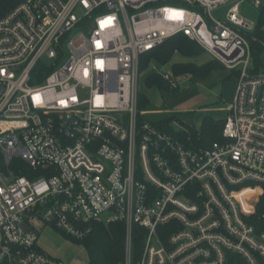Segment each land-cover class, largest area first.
I'll return each mask as SVG.
<instances>
[{
    "label": "built area",
    "instance_id": "1",
    "mask_svg": "<svg viewBox=\"0 0 264 264\" xmlns=\"http://www.w3.org/2000/svg\"><path fill=\"white\" fill-rule=\"evenodd\" d=\"M244 1L22 0L0 18V264H63L42 229L116 223L123 264H264V71ZM177 34L237 80L206 148L137 110L140 57Z\"/></svg>",
    "mask_w": 264,
    "mask_h": 264
},
{
    "label": "trees",
    "instance_id": "2",
    "mask_svg": "<svg viewBox=\"0 0 264 264\" xmlns=\"http://www.w3.org/2000/svg\"><path fill=\"white\" fill-rule=\"evenodd\" d=\"M22 0H0V18L3 17L8 11L15 7ZM256 39L251 41V48H253L254 63L256 71H264V10L261 11L257 19V27L254 32ZM175 52L186 58H195L203 54L204 51L190 41L185 35L177 34L162 45L146 52L140 57L139 70L145 69L151 60L156 61L160 65H165L171 61ZM218 65L216 62H213ZM215 65L207 63L201 67L194 64H174L172 66L173 77L192 76L197 79L206 78L213 70ZM145 85L148 88H157L160 90L172 91L169 85L162 79V77H147ZM137 110L142 112L150 107L148 99L142 95H136ZM153 124L158 125L160 129L167 132H172V124L178 122L183 123L174 116H162L157 120L151 121ZM224 121H215L210 117H206L199 130L192 129L185 125L186 131L178 135L179 139L189 148H206L211 146L212 143L221 140V134L224 127ZM184 126V125H183ZM189 139V140H188ZM261 203L258 207L257 214L264 213V195L261 198ZM256 222V221H255ZM89 234L83 239L74 242L78 245H83L86 250L88 262L86 264H123L125 258V227L120 223L103 225L91 224ZM257 230H264V220L257 223ZM137 229L133 228V234ZM134 260L139 256L140 240L134 236Z\"/></svg>",
    "mask_w": 264,
    "mask_h": 264
},
{
    "label": "rangeland",
    "instance_id": "3",
    "mask_svg": "<svg viewBox=\"0 0 264 264\" xmlns=\"http://www.w3.org/2000/svg\"><path fill=\"white\" fill-rule=\"evenodd\" d=\"M227 7L223 6L212 11L211 16L223 20ZM260 11L261 7H256L252 0H245L241 5L242 16L251 21L258 19ZM175 54L179 53L175 52ZM203 59L207 60L208 58L204 56ZM171 61L165 65H160L151 60L145 69L139 70L138 91L145 93L151 103L150 108L141 112V119L151 122L161 117L160 114H153L152 110L170 111L176 114L184 126L197 129L201 119L208 114L216 118H224L227 115L225 108L233 100L237 80L233 77L224 79L228 72L226 70L221 71L223 69L215 65L212 60L209 63L215 65V71H212L201 81L195 82L192 76L174 78L179 86L176 91L166 90L163 92L157 88L149 89L144 85L145 74L147 75L146 78L149 76L159 77L160 73L167 69V73L173 77L172 66L174 64L171 66ZM216 69L218 70L216 71ZM215 121L221 122V119ZM37 244L50 257L61 261L63 264H86L88 262L83 245L76 244L71 237L54 228L42 229L39 232Z\"/></svg>",
    "mask_w": 264,
    "mask_h": 264
},
{
    "label": "crops",
    "instance_id": "4",
    "mask_svg": "<svg viewBox=\"0 0 264 264\" xmlns=\"http://www.w3.org/2000/svg\"><path fill=\"white\" fill-rule=\"evenodd\" d=\"M204 56H206L208 59L207 60H205V59H203L202 60V58L204 57ZM212 59L207 55V54H205V53H203V55H201V56H198V57H195V58H186V57H183V56H181V55H179V54H175L174 55V57L172 58V61H171V63H170V65L172 66L173 64H188V63H191V64H194V65H196V66H198V67H201V66H203V65H205V64H207V63H209L210 61H211ZM212 61H214V60H212ZM214 62H216V61H214ZM217 64H218V66L219 67H221L223 70H221V71H224V70H226L221 64H219L218 62H216ZM151 67V66H150ZM218 69H216V71H217ZM164 71H167V69H164ZM213 71H215V70H213ZM227 72H228V74L224 77V79H226V78H230V77H233L234 79H235V75L233 74V73H231V72H229L228 70H226ZM146 74H145V76H144V85H145V79H146ZM184 77V76H183ZM193 79H194V81L196 82V81H201V80H203V79H197V78H195V77H193ZM138 83H139V81L137 82V84H136V95L139 93V94H142V95H144L145 97H146V95H145V93H140L139 91H138V88H137V86H138ZM146 86V85H145ZM147 87V86H146ZM148 88V87H147ZM235 88H236V85H235ZM149 89H151V88H149ZM158 90H160V89H158ZM160 91H163V92H165L166 90H160ZM168 91V90H167ZM235 95V94H234ZM234 95H233V97H234ZM147 98V97H146ZM148 99V98H147ZM149 101V100H148ZM149 105L151 106V103H150V101H149ZM230 105V104H229ZM228 105V106H229ZM227 106V107H228ZM227 107L225 108V110H226V112H228V110H227ZM150 108V107H149ZM152 113L153 114H157V115H159L160 114V116L162 117V116H174V117H177L176 116V114H174V113H171L170 111H159V110H152ZM227 114V113H226ZM206 117H210V118H212V119H214V120H220L221 119V121H224V119H225V117L223 118V117H219V118H216V117H214L213 115H211V114H208L207 116H204L202 119H201V121H200V124H199V127L197 128V130H199L200 129V127H201V125H202V122H203V120L206 118ZM178 118V117H177ZM181 121V120H180Z\"/></svg>",
    "mask_w": 264,
    "mask_h": 264
},
{
    "label": "water",
    "instance_id": "5",
    "mask_svg": "<svg viewBox=\"0 0 264 264\" xmlns=\"http://www.w3.org/2000/svg\"><path fill=\"white\" fill-rule=\"evenodd\" d=\"M254 1H256V2L259 4V6L264 10V0H254ZM22 227H23L25 230H27L26 225H22Z\"/></svg>",
    "mask_w": 264,
    "mask_h": 264
}]
</instances>
